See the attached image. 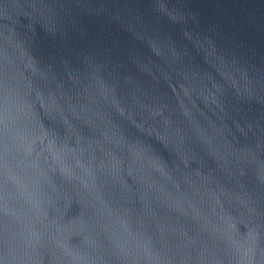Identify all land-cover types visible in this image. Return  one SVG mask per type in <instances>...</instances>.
Instances as JSON below:
<instances>
[{"label": "water", "instance_id": "obj_1", "mask_svg": "<svg viewBox=\"0 0 264 264\" xmlns=\"http://www.w3.org/2000/svg\"><path fill=\"white\" fill-rule=\"evenodd\" d=\"M0 264H264V0H0Z\"/></svg>", "mask_w": 264, "mask_h": 264}]
</instances>
